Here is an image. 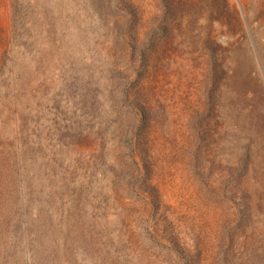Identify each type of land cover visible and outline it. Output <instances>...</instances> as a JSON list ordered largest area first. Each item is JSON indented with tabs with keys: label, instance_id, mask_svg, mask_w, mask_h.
Segmentation results:
<instances>
[{
	"label": "rangeland",
	"instance_id": "rangeland-1",
	"mask_svg": "<svg viewBox=\"0 0 264 264\" xmlns=\"http://www.w3.org/2000/svg\"><path fill=\"white\" fill-rule=\"evenodd\" d=\"M0 264H264V0H0Z\"/></svg>",
	"mask_w": 264,
	"mask_h": 264
}]
</instances>
